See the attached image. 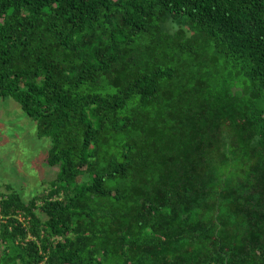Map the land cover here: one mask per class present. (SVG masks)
Instances as JSON below:
<instances>
[{
	"label": "trees",
	"instance_id": "1",
	"mask_svg": "<svg viewBox=\"0 0 264 264\" xmlns=\"http://www.w3.org/2000/svg\"><path fill=\"white\" fill-rule=\"evenodd\" d=\"M0 97L59 166L0 264H264V0H0Z\"/></svg>",
	"mask_w": 264,
	"mask_h": 264
},
{
	"label": "rangeland",
	"instance_id": "2",
	"mask_svg": "<svg viewBox=\"0 0 264 264\" xmlns=\"http://www.w3.org/2000/svg\"><path fill=\"white\" fill-rule=\"evenodd\" d=\"M50 146L51 138L37 134V122L13 97H0L1 195L14 190L29 200L48 191L59 171L47 162Z\"/></svg>",
	"mask_w": 264,
	"mask_h": 264
}]
</instances>
